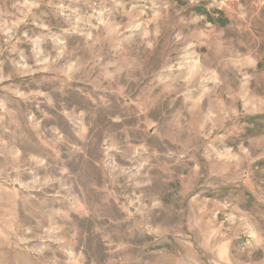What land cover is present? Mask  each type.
<instances>
[{
    "label": "rangeland",
    "instance_id": "374dc122",
    "mask_svg": "<svg viewBox=\"0 0 264 264\" xmlns=\"http://www.w3.org/2000/svg\"><path fill=\"white\" fill-rule=\"evenodd\" d=\"M122 154H155L163 181L150 264L264 261V0H0V185L19 179L17 208L48 236L106 230L128 214Z\"/></svg>",
    "mask_w": 264,
    "mask_h": 264
},
{
    "label": "clouds",
    "instance_id": "9594fccd",
    "mask_svg": "<svg viewBox=\"0 0 264 264\" xmlns=\"http://www.w3.org/2000/svg\"><path fill=\"white\" fill-rule=\"evenodd\" d=\"M194 2L180 0L182 5ZM241 130L242 124L237 122L231 127L228 137L242 140ZM228 137L221 140V144ZM162 152L167 154L163 149ZM154 155L143 163L137 162L135 155H121L122 160L128 158L133 163L126 169L118 170L110 182L115 190L114 204L128 213L127 216L106 225V230L90 229L78 236L73 233L67 237H53L39 231L40 225L30 210L17 208L19 197L15 184L20 183L19 179L8 181L12 187L0 185V192L3 193L0 196V209H3L0 214V264H150L153 257L144 251L147 247L144 241L151 242L157 229L149 227L147 214L153 209H162L159 201L164 198L163 181L156 173L148 174L152 170L150 161ZM137 192L140 193L139 198L136 197ZM121 197L123 205L119 204ZM128 208H135V212H128ZM45 240L51 241V244H42ZM161 246L157 245V248ZM57 256L60 259H56Z\"/></svg>",
    "mask_w": 264,
    "mask_h": 264
}]
</instances>
